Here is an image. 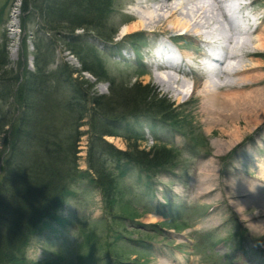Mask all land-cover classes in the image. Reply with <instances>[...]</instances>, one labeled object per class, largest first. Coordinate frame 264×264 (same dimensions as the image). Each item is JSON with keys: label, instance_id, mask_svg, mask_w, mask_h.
Wrapping results in <instances>:
<instances>
[{"label": "rangeland", "instance_id": "374dc122", "mask_svg": "<svg viewBox=\"0 0 264 264\" xmlns=\"http://www.w3.org/2000/svg\"><path fill=\"white\" fill-rule=\"evenodd\" d=\"M21 1L0 0V91L7 87L12 74L33 69L34 42L42 37L52 48V60L76 68L78 77L88 81L93 94L107 95L111 87L119 88L115 90L120 94L118 101L128 105L132 99L130 87L139 84L150 95L173 104L168 110L170 122L142 118L124 123L140 133L135 143L138 151L170 149L172 165L157 171L129 165L128 173L118 180L122 193L113 208L105 205L88 178L75 180L57 219L41 221L31 234L21 264H264L262 103L251 98L253 105L240 108L227 120L217 114H204L197 81L203 82L209 76L220 94L249 89L239 85L232 87L234 91L218 87L216 83L220 84L225 75L220 70L209 74L199 67L196 56L204 47L192 35L170 37L171 41L169 35L177 33L172 29L163 33L144 27L127 32V26L137 20L132 14L139 9L131 0H112L108 18L95 29L89 28L94 32L86 27L76 31L87 33L84 41L99 55L106 77L102 80L81 71V64L68 50L65 30H47L44 18L22 12ZM148 4L155 7L153 2ZM206 5L205 17L213 20L208 19L200 30L207 34V40L210 35L220 37L216 40L219 51L227 47L223 37L232 41L235 38L232 43L237 45L242 41L251 45L241 33L253 32L254 17L244 16L243 10L238 12L239 17L229 16L237 28L236 32L229 31L215 4L207 0ZM250 10H259L262 15L257 18L264 22V0H255ZM160 26L169 25L162 22ZM189 52L195 56L187 67L167 71L171 73L163 78L167 85L157 81L156 75L165 74V69L156 67L158 62L176 60L184 64L178 55ZM255 56L264 64V53ZM226 62L237 64L229 58ZM248 72L244 74H251ZM250 72L264 73V68ZM152 100H143L138 107H146ZM79 130L83 134L77 142V161L78 167L85 169L88 125ZM117 133L122 134L120 129ZM131 137L135 139V135ZM2 139L0 135V161L6 152ZM105 139L119 149L133 151L123 136L106 135ZM219 142L225 146L220 148ZM147 173L154 175L148 177ZM2 174L0 168V180ZM154 214L158 217H151Z\"/></svg>", "mask_w": 264, "mask_h": 264}, {"label": "trees", "instance_id": "16d2710c", "mask_svg": "<svg viewBox=\"0 0 264 264\" xmlns=\"http://www.w3.org/2000/svg\"><path fill=\"white\" fill-rule=\"evenodd\" d=\"M111 1L22 0L21 10L44 18L46 23H40L47 30H65L68 50L81 64V71L102 80L106 77L99 55L84 41L87 33L76 31L86 27L94 32L91 29L108 18ZM34 49L33 69L12 74L7 87L0 91V135L6 150L0 180V264L25 260L31 234L41 221L57 219L75 180L88 178L105 205L113 208L122 193L118 180L130 166L165 170L173 159L171 150L164 147L138 151L135 143L140 133L124 126L129 119L170 122L168 110L173 104L153 97L139 84L130 87L128 105L118 101L120 94L115 90L119 88L111 87L107 95H95L88 81L78 77L76 68L52 60V48L42 37L34 42ZM143 100L152 102L138 107ZM85 124L87 167L80 169L77 142L83 134L79 128ZM106 135L123 136L133 151L117 148ZM103 210L107 212L105 207Z\"/></svg>", "mask_w": 264, "mask_h": 264}, {"label": "bare ground", "instance_id": "6f19581e", "mask_svg": "<svg viewBox=\"0 0 264 264\" xmlns=\"http://www.w3.org/2000/svg\"><path fill=\"white\" fill-rule=\"evenodd\" d=\"M131 1L132 3L137 5L139 9L137 10V12L135 11L136 13L132 14V16L137 18V20H135V22L132 25L127 26V32L137 31L144 27H146V29L149 28L150 30L158 29L160 32L163 33H166L165 31L172 29L175 30V32L177 31L184 35H192L194 40H197L201 44H203V41L206 42L207 40L206 38L208 36L207 34H203L200 29L201 27L204 26V24H206L207 20L209 19L205 17L207 15L206 10H208L206 5L207 0H131ZM149 1L153 2L155 7L152 8V6H149L148 4ZM210 1L215 4L216 8L218 9V11L220 12L223 18V21L228 24V30L235 31V29L237 28L233 24V22L230 21L231 18L229 19V16L231 15H228V13L226 12L225 2L223 0H210ZM243 8L244 6L239 7V10L241 11ZM160 10L166 12V14L160 13ZM180 14H183L185 17L188 18H186L185 20H181L177 16ZM162 22H165L166 24L168 23L169 26L167 28L161 27L160 23ZM256 28H258V30L256 29L253 32L248 33L246 31L247 33L246 32L243 33L244 32L243 31L241 33V34H245L246 38L251 42L250 46L245 41L244 42L242 41L239 43V45H237L236 43H232L235 40V38H233L234 40L232 41L230 37H225V38L223 37L221 40H224L226 42L227 47L223 49L222 54L220 52L221 55L218 54L216 57L214 56L211 57L207 55L204 50H202L199 52V55L196 56L197 57L196 61L199 63H201L202 60L204 59H208L209 61H212L211 65L209 64L207 66H205V63H202L203 69L207 71L209 74L214 73L217 70L218 71L220 70L219 72H222V76L225 75L224 78L221 77L222 82L220 84L215 82L216 85L217 84L219 85V86L217 85L218 87H222V89L226 88V90H230L233 89L232 87L239 85L244 89L247 88L249 89L246 91L229 92L225 94L221 92L223 94L222 95L220 94V91L218 89L213 88L215 84L214 83L212 84L211 81H209V76H207L208 79L205 77V80H203V82L201 80H200L201 82L197 81L200 83L199 85L201 88L199 89L200 104H202V111L204 112V114L206 115L217 114V116L220 115L221 118H223V120H227L229 119V117L232 119V116H235V114L240 108L242 109L246 105H250V106L253 105L251 98L255 99L254 101L256 102H261L262 105L264 106V84L262 85V81L264 80V73L261 72L260 74H254L250 72L256 70H262L264 68L263 63L253 58V56L255 55L258 56V54L262 55L264 53V22L260 21L259 25ZM170 37L172 36L169 35V38ZM209 37H211V39L208 40L216 41L217 39H220V37H216V36L213 37L212 35H210ZM214 48L217 49V47H213V49ZM193 53L189 52L187 53V55L186 54L181 55L180 57L183 60H185L186 63H188V61L192 62L193 60L192 58L193 56H195L193 55ZM246 57H248V60L246 59ZM228 58L231 60L232 59L236 60L237 64L235 65V63L232 62L227 63L226 61ZM175 63L176 60H168V62L162 60L161 62L157 63L156 65L157 68L165 69L164 70L165 74L163 73L164 75L155 76L157 77L158 82L165 85L166 80L163 79L165 78L164 76L171 74L170 72L167 71H170V69H175L177 67L179 69L182 68V66L175 65ZM213 63H215V65L216 63L219 64L218 66L214 67L212 65ZM245 71H249L248 73H251L253 75L251 74L245 75L244 74ZM234 89L232 91H234ZM167 90L169 89L166 88V91ZM217 146L221 148L224 147L225 144L223 142H219ZM244 202L247 203L249 201L245 200ZM151 217L157 218L158 216L154 214Z\"/></svg>", "mask_w": 264, "mask_h": 264}]
</instances>
